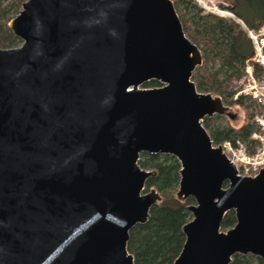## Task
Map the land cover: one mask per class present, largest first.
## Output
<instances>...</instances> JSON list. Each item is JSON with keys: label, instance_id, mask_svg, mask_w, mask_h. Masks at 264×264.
Returning <instances> with one entry per match:
<instances>
[{"label": "water", "instance_id": "95a60500", "mask_svg": "<svg viewBox=\"0 0 264 264\" xmlns=\"http://www.w3.org/2000/svg\"><path fill=\"white\" fill-rule=\"evenodd\" d=\"M8 27L20 44L0 48V264H134L129 231L162 198L144 193L142 153L174 157L175 198L194 201L172 264L264 261V168L239 175L202 126L235 114L197 91L202 54L172 1L26 0Z\"/></svg>", "mask_w": 264, "mask_h": 264}, {"label": "trees", "instance_id": "16d2710c", "mask_svg": "<svg viewBox=\"0 0 264 264\" xmlns=\"http://www.w3.org/2000/svg\"><path fill=\"white\" fill-rule=\"evenodd\" d=\"M25 1L0 0V48H12L20 44V40L13 36L8 24L19 13ZM229 1L233 4L231 12L248 30L257 31L263 25L264 0ZM190 3L188 0L187 4ZM196 29L195 36L190 40L200 49L203 59L202 65L195 69L200 77V82L197 85L194 83L197 91L212 93L224 102L229 96L231 100L228 105L242 106L247 97L240 95L233 100L236 92H226L219 77L222 75L227 81L231 78L240 79L243 76L245 61L252 52V43L247 33L234 21L211 15L200 16ZM210 65L212 69H208ZM214 65L218 68L215 69ZM253 73L255 76L259 75L256 67ZM146 84L157 83L151 81ZM215 117L219 118V116ZM201 123L204 128L213 125L210 118H204ZM256 131L254 122H246L237 129L230 126L213 127L209 136L214 145L224 141L234 144L236 140L256 145V142L251 140L252 134ZM138 164L145 170L155 171V176L146 181L145 190L155 188L162 199L150 209L145 224L137 225L129 231L127 250L132 254L134 264H172L184 244L182 227L190 220L186 206L192 200L180 202L175 198L180 166L174 157L142 153ZM234 224V214L228 212L221 227L228 229ZM230 264H264V261L251 255H235Z\"/></svg>", "mask_w": 264, "mask_h": 264}, {"label": "rangeland", "instance_id": "374dc122", "mask_svg": "<svg viewBox=\"0 0 264 264\" xmlns=\"http://www.w3.org/2000/svg\"><path fill=\"white\" fill-rule=\"evenodd\" d=\"M170 1L173 2L176 13L178 14L180 22L182 24L184 34L189 40H190V38H192L196 34V30H197L196 26H197L199 17L200 16H207V15L222 18L224 20L234 21L236 24H238L240 26V28H242L247 33L246 27L243 28V26H241L240 23H238V21H241V20L236 18L234 16V14L231 12V9L233 8V4L229 0H189L191 2L190 4H187L188 0H170ZM221 12L223 14H220ZM228 15H231V16H228ZM247 36H248V33H247ZM251 43H252V41H251ZM253 48H254V46L252 43V51H253ZM214 67H215V69L218 68L217 65H214ZM245 68H246V66L244 67L243 75H245L244 74ZM208 69H212V66L211 65L208 66ZM198 75L199 74L194 71L192 74V77H191V80L196 85L198 82H200V77ZM219 80L221 82H223L224 90H226V92H237L239 89H241V85H240L241 80L240 79L231 78V79H227V81H226V80H224V76L221 75L219 77ZM244 82L246 83L247 81L244 79ZM155 86H158V85L157 84L156 85L155 84L154 85H147V84L145 85L144 84L140 87L145 88V87H155ZM198 91L201 93H208V92H205L203 90H198ZM241 96H243V95H241ZM234 99H235V95L233 96V100ZM230 100H231V98L229 96H227V98L225 99V102L223 101V104L225 106L229 107L230 111L233 114H235L234 120H230L226 117L216 118L215 116L210 118L213 125L211 124L212 126L205 128L208 135L211 134L213 127L227 128L228 126H230V127L237 129V128L241 127L246 122H253V118H254L255 114L257 113V111L255 110V108H254V106L250 100H248L247 98L244 99V103L242 106L228 105ZM242 143H243V145H245V147L247 149V153L249 155H251V153L255 150V148H257L256 147L257 145H249V144L244 143V142H242ZM214 146H216V145H214ZM248 146H250V148ZM237 152L238 151H235L236 156L238 155ZM231 153H233V151H231ZM237 157L240 158V156H237ZM238 161H240V162H238L239 163L238 164L239 175L245 176V173L252 174L251 169L247 170V172L245 170V172H244L243 167L240 165V164H242L241 160H238ZM246 168H251V166L248 165V166H246Z\"/></svg>", "mask_w": 264, "mask_h": 264}, {"label": "built area", "instance_id": "2783aa9c", "mask_svg": "<svg viewBox=\"0 0 264 264\" xmlns=\"http://www.w3.org/2000/svg\"><path fill=\"white\" fill-rule=\"evenodd\" d=\"M220 14L223 13L221 12ZM238 23L245 28L241 21H238ZM247 33L254 48L250 57L245 61V75L240 78L241 89L236 92L235 99L240 95L247 97L257 111L253 118L257 131L251 136V140L256 142L257 148L249 155L245 145L240 140H236L234 144L230 141H224L221 147L230 162L237 168L238 162H240L238 160H241L242 164L240 165L243 167L244 172L251 169L252 174L245 173V176H254L264 168V23L259 30L253 31L247 29ZM254 67L259 71L258 76H255L253 73ZM244 79L247 81L246 83ZM235 151H238L237 156H240V158L235 155ZM248 165L251 168H246Z\"/></svg>", "mask_w": 264, "mask_h": 264}, {"label": "flooded vegetation", "instance_id": "af4514ba", "mask_svg": "<svg viewBox=\"0 0 264 264\" xmlns=\"http://www.w3.org/2000/svg\"><path fill=\"white\" fill-rule=\"evenodd\" d=\"M208 93H209V92H208ZM214 96H215V95H214ZM220 99H221V98H220ZM222 102H223V101H222ZM213 117H214V116H213ZM219 117H220V116H219ZM211 118H212V117H211ZM205 130H206V129H205ZM222 143H223V142H222ZM222 143H221V144H222ZM221 144L216 145V146H220V147H221ZM221 149H222V147H221ZM222 151H223V150H222ZM223 153H224V152H223ZM231 163H232V162H231ZM232 164H233V163H232ZM179 166H180V165H179ZM235 167H236V166H235ZM236 169H237V172H238V168H237V167H236ZM149 171H150V170H149ZM238 174H239V173H238ZM256 175H257V174H256ZM256 175H254V176H256ZM254 176H244V177H254ZM150 189H151V188H150ZM150 189H149V190H150ZM177 189H178V188H177ZM149 190H147V191L144 190V193L148 192ZM176 192H177V190H176ZM176 192H175V193H176ZM159 194H160V193H159ZM161 199H162V198H161ZM190 199H191V198H190ZM188 200H189V199H188ZM191 200H192V199H191ZM186 201H187V200H186ZM186 201H184V202H186ZM190 205H194V201H193V200H192L191 203H189V204L186 206V209H187V207L190 206ZM187 210H188V209H187ZM188 212L190 213V211H188ZM233 214H234V213H233ZM234 218H235V217H234ZM191 219H192V216H191V213H190V220H191ZM190 220H189V221H190ZM189 221H188V222H189ZM188 222H186V223H188ZM222 222H223V221H222ZM186 223H185V224H186ZM185 224H184V225H185ZM184 225H183V226H184ZM221 225H222V224H221ZM233 226H234V225H233ZM233 226H232V227H233ZM232 227H230V228H232ZM230 228H228V229H230ZM228 229H222V227H221V231H226V230H228ZM184 241H185V238H184Z\"/></svg>", "mask_w": 264, "mask_h": 264}, {"label": "bare ground", "instance_id": "6f19581e", "mask_svg": "<svg viewBox=\"0 0 264 264\" xmlns=\"http://www.w3.org/2000/svg\"><path fill=\"white\" fill-rule=\"evenodd\" d=\"M228 16H231V15H228Z\"/></svg>", "mask_w": 264, "mask_h": 264}]
</instances>
